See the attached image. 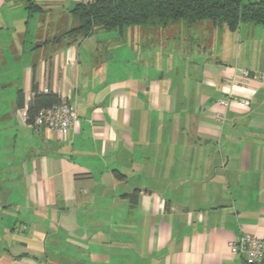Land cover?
I'll list each match as a JSON object with an SVG mask.
<instances>
[{"label": "crops", "instance_id": "1", "mask_svg": "<svg viewBox=\"0 0 264 264\" xmlns=\"http://www.w3.org/2000/svg\"><path fill=\"white\" fill-rule=\"evenodd\" d=\"M94 1L0 0V206L26 227L0 264H242L229 244L264 240V49L246 69L240 31L232 55L220 40L171 55L147 24L121 43L67 36L74 5ZM33 81L75 109L67 133L27 124ZM228 96L249 108L224 110Z\"/></svg>", "mask_w": 264, "mask_h": 264}, {"label": "trees", "instance_id": "2", "mask_svg": "<svg viewBox=\"0 0 264 264\" xmlns=\"http://www.w3.org/2000/svg\"><path fill=\"white\" fill-rule=\"evenodd\" d=\"M28 4V10H38L29 1ZM70 13L79 22L76 29L67 32V36L74 38H85L94 31L116 32L121 37L132 26L150 24L165 28L178 22L192 26L205 20L221 30L235 31L244 23L264 25V0H96L75 4ZM31 92L26 112L28 125L33 123L37 111L61 103L54 93H40L34 81ZM21 102L20 99V107ZM136 193L129 196L131 200Z\"/></svg>", "mask_w": 264, "mask_h": 264}, {"label": "rangeland", "instance_id": "3", "mask_svg": "<svg viewBox=\"0 0 264 264\" xmlns=\"http://www.w3.org/2000/svg\"><path fill=\"white\" fill-rule=\"evenodd\" d=\"M15 1H17V3H21L22 0ZM16 14H18V11L16 12ZM211 24L212 22L208 20L198 22L197 24L192 26H188L183 22L171 23L165 28L147 24V28L150 29H148L149 31L147 35L148 37L152 36L153 34L155 35L156 49L162 50V48H164L166 53L169 51L171 52V55L174 56L194 54V52L198 51L199 47H204L208 52L213 51L215 53L219 48V40L220 46H223L228 54L232 55L233 50L236 46L235 42L237 40V35L240 31V34L242 35L241 41H244L243 43L239 44L240 59L241 61H243L242 67L248 69L247 66H255V64H259V53L261 49H264V25L244 23L241 24L237 30H223L222 35H220L221 29L216 28ZM11 33L12 30L7 31L6 33L4 30V36L2 35V37L8 38L9 34ZM108 34L110 35V39H118L117 41H120V43L123 42L126 38L125 35H122V38L119 37L116 32H109ZM152 47L153 46L151 45L149 48L152 49ZM177 47L180 49L179 53H177L178 51L175 52V48ZM124 51L125 50H123L122 46H120L118 53H124ZM123 62L125 61H122L121 65H123ZM4 76V73L0 71V84ZM2 101H9L8 92L4 93L0 91V102ZM17 211L18 210H14V207L4 208L0 211V247L11 251L13 254H15L14 251H17V248H15L16 244L14 243L13 239L10 238L11 235L9 231L13 229L14 233L19 234L22 232L23 228H26L24 225L25 223L22 224V222H24V219L19 216ZM54 239L55 241H53L56 245L57 243H61L62 241L61 239H58L56 237H54ZM94 247L95 249H97V244H95ZM54 249V253L49 252L48 255L61 261L65 257L64 253L67 252H63L64 248L62 247V245ZM19 252H24V249L20 248ZM16 254H18V252ZM20 264H24V261H21ZM38 264H40L39 261ZM242 264L245 263L242 262Z\"/></svg>", "mask_w": 264, "mask_h": 264}, {"label": "built area", "instance_id": "4", "mask_svg": "<svg viewBox=\"0 0 264 264\" xmlns=\"http://www.w3.org/2000/svg\"><path fill=\"white\" fill-rule=\"evenodd\" d=\"M250 77V72L241 71L240 85L244 86ZM260 79L264 80V76H261ZM218 105L224 110H228L231 106L248 109L250 102L228 96L226 99L219 101ZM218 118L222 120L221 117ZM75 119V109L67 103H60L37 111L33 123L29 126L34 131L46 130L65 134ZM229 252L232 255L240 256L245 264H262L264 261V240L250 234H242L229 244Z\"/></svg>", "mask_w": 264, "mask_h": 264}, {"label": "water", "instance_id": "5", "mask_svg": "<svg viewBox=\"0 0 264 264\" xmlns=\"http://www.w3.org/2000/svg\"><path fill=\"white\" fill-rule=\"evenodd\" d=\"M4 208H11V205H3V206H1V207H0V211H1L2 209H4Z\"/></svg>", "mask_w": 264, "mask_h": 264}]
</instances>
